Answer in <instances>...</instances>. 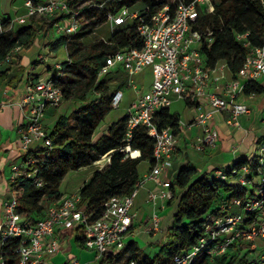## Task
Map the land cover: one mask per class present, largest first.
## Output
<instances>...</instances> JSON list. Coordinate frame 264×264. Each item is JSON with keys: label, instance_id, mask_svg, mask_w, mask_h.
I'll return each mask as SVG.
<instances>
[{"label": "built area", "instance_id": "built-area-1", "mask_svg": "<svg viewBox=\"0 0 264 264\" xmlns=\"http://www.w3.org/2000/svg\"><path fill=\"white\" fill-rule=\"evenodd\" d=\"M119 2L123 4L116 8ZM139 2H143L144 7L132 10ZM218 2L219 0H25L26 13L14 19L9 18L8 27L0 19V33L14 28L16 23L25 24L54 15H63L53 26L70 37L79 32L94 33L95 28L103 22H109L114 32L128 25L136 26L144 41L143 46L106 54V62L98 73V79L102 80L119 68L129 75L128 85L135 90L136 99L127 110L126 139L132 138L133 131L138 126L145 127L155 139V163L144 179L155 184V188L148 193L147 202L156 204L158 200L170 201L175 198L171 172L179 145V133L172 127L158 128L157 112L161 108H171L178 99L194 100L196 105L204 99L213 111L230 112L227 120L229 125L239 128L240 117L249 113L250 107L237 102L236 98L243 92L247 82L264 79L263 45L253 49L240 71L226 83L227 97L207 91L212 72L221 69V66L218 65L214 70L205 68L200 47L204 40H213L214 30L210 26L202 28L201 15L215 13ZM261 2L264 6V0ZM245 36L246 34L237 35L238 38ZM99 41L110 43V39L105 37H101ZM21 48V45H17L13 51ZM64 50L66 59L59 61L56 58L48 77L31 79L20 102L25 110L20 137L22 153L19 160L11 165L10 196L3 203L0 264H43L48 256L60 251V232H74L77 229L85 237L84 246L95 252V256L89 262L70 257L65 264H94L103 255L122 252L126 246V238L135 226L137 213L134 211V204L142 181L132 194L109 198L105 202L103 213L94 220L89 218L84 206L80 204L79 190L72 194L65 193L48 204L44 216L36 221L20 210V201L13 195V186L21 180L32 179L39 186L44 183L39 175L38 164L46 161L54 148L50 133L44 126V117L48 107H57L64 100L63 88L57 83V79L64 75V68L71 63L67 45H64ZM47 61L49 59L45 57L43 62ZM147 67L152 69V82L147 90L142 91L131 78ZM221 77L218 75L215 80L218 81ZM123 97L122 89H117L112 96V106L118 107ZM213 111L196 112L194 118V123L203 125V131L189 144L200 151L214 149L218 145L217 132L206 124ZM129 147L122 150L129 152ZM138 151L140 156L141 151ZM130 154L131 157H138L132 156V152ZM107 161L108 164L111 162V156ZM254 164L257 165L256 171L262 175L254 174ZM104 167L105 165L102 166ZM263 169L264 142L257 144L250 162L240 166L231 164L228 170H215L217 177L246 189L247 197H234L228 205L222 206L226 213L208 220L204 226V234L197 244L177 254L172 264H194L202 255L225 253L237 241L251 243L264 238ZM252 214H256L257 219L250 220ZM160 223L159 213L153 212L147 223V231H159ZM113 264L121 262L115 259ZM127 264L137 262L132 259Z\"/></svg>", "mask_w": 264, "mask_h": 264}, {"label": "trees", "instance_id": "trees-1", "mask_svg": "<svg viewBox=\"0 0 264 264\" xmlns=\"http://www.w3.org/2000/svg\"><path fill=\"white\" fill-rule=\"evenodd\" d=\"M122 4L123 2H119L116 8ZM62 17L63 15H54L50 21H44L42 24L33 20L20 30L11 28L0 33V63L7 62L0 73V79L13 85L29 65L23 64V56L13 50L17 45L30 49L40 34L48 32ZM9 23V18L4 20L5 27H8ZM201 25L202 28L210 26L214 30L213 40H204L200 47L207 70H214L224 61L233 76H236L253 49L264 45V6L261 0H219L215 13L201 15ZM87 33L79 32L73 37L63 35L55 46L56 49L60 45L68 46L71 63L64 68V74L69 73L77 77L66 82L63 81V76L57 79V83L63 88L64 100L73 99L77 95V88L81 87L79 96L84 104L70 114H58L54 127L49 132L53 140V151L46 161L38 164L43 185L39 186L34 180L25 179L13 186V195L20 201V210L34 221L44 216L47 206L45 200L52 197L57 199L63 195L60 185L71 170L91 166L112 152L111 162L104 168H96L90 180L79 189L80 204L84 206L89 218L94 220L103 213L105 202L109 198L130 195L137 188L142 179L139 172L142 162L147 161L151 166L155 163V139L145 127H136L132 138L126 139L127 114L110 125L107 133L98 141H94L98 125L113 107L114 92L128 84L129 80L127 71L122 68L109 73L102 80L98 79V73L106 62L105 55L124 48H141L144 44L142 37L135 25H128L115 31L110 43L92 42L88 52L82 53ZM238 34L246 36L238 38ZM80 36H83L81 41ZM14 66L17 71L12 74ZM243 93L264 94V84L259 80L249 81L244 85ZM187 103L190 107L196 105L194 100H187ZM180 122V113L173 112L170 107L161 108L157 112L156 124L159 129L172 127L179 133ZM262 142L264 133L257 139L258 144ZM127 146L140 150L141 155L131 157L129 152L122 150ZM251 156H241L233 164L240 166L248 163ZM230 166L220 168L228 170ZM256 168L257 165L254 164V174L262 175ZM215 170L207 172L192 165H185L178 170L174 179L172 178L175 198L169 201L171 208L165 214L161 231L163 236L158 234L162 248L154 256L145 253L138 241L131 239L122 252L117 255H103L94 264H113L115 259L121 264H127L132 259L137 264H172L177 254L197 244L204 234V226L208 220L226 213L222 206L228 205L234 197H247L246 189L240 188L237 183L217 177ZM255 219L256 214H252L250 220ZM133 229L134 227L132 231ZM75 233L76 245L84 247L85 237L81 230L77 229ZM158 235L152 234L155 237ZM249 245L250 242L237 241L225 253L202 255L194 264H263L262 261L250 257L253 249Z\"/></svg>", "mask_w": 264, "mask_h": 264}, {"label": "crops", "instance_id": "crops-1", "mask_svg": "<svg viewBox=\"0 0 264 264\" xmlns=\"http://www.w3.org/2000/svg\"><path fill=\"white\" fill-rule=\"evenodd\" d=\"M15 1L16 0H3V7L0 8V19L1 16L6 17V19L10 17L11 19H14L18 16H21L20 14H17V10L19 9V7L15 3ZM24 2L25 0H23L22 9L24 10V13L22 15H24L27 10L24 5ZM9 6L14 10V15L10 13V11H8ZM3 10H5L6 15H2L4 14V12L2 13ZM29 23L30 22H27V24ZM16 26H14L13 29H16ZM16 53H19L23 56V64L29 65L25 70L24 74H20L13 85L8 84L7 80L0 79V223L3 218V203L10 196L9 179L11 174V165L13 162L19 160L22 153L20 148V137L21 128L23 127L25 121V110L21 107L20 102L26 94L27 85L29 84L30 80L33 78H35V80H38L39 78L48 77V75H50L49 68L54 64L53 61L47 62L46 65L45 63H42V57L45 54V52L43 51L36 52L33 58H31L25 53L24 48L17 50ZM6 65L7 62L0 63V73L3 71ZM218 65L221 66V69H217L212 72L211 80L209 86L207 87V91L217 92L220 95L227 97L225 86L226 83L233 78V73L224 61L220 62ZM16 71L17 67L14 66L12 74L16 73ZM218 75H221L222 77L220 78V80L216 81L215 77ZM20 78H22L21 81H18L20 80ZM261 82L264 84V79H262ZM19 87H21V91L20 95H17ZM180 101H183L182 106H185L184 108L186 109V112L189 115L188 118H185L179 112V109L176 111L180 113L182 124L181 131L179 132V145L174 155L173 168L171 172L173 175V179L181 167L185 165H191V155L189 154V151L195 150L194 154L192 155L195 165L192 166L197 167L201 171L207 172L211 170L214 171L215 169L220 167L231 165L239 157L251 156L255 152V149L258 144L257 139L264 133V131L260 132L257 135L253 129H249V120L250 122L253 121L256 126H259L258 123L259 120H261L260 127L264 130V94L246 95L242 92L238 95L236 101L245 103L250 107V112L247 114H243L240 117L241 127L239 128H235L229 125L227 120L230 116V112H228L227 110L213 111L211 105L204 99L200 100L195 107H190L187 101L184 99L175 100L174 103ZM199 111H213L212 117L207 120L206 124L211 126L217 132L218 135L217 147L202 152H197L200 150L192 147L189 144L191 141L196 139L197 136L202 134L203 131V125L194 123L196 112ZM53 115L54 111L50 110L46 112L44 117V126L46 129V120H48V118L50 117H53ZM189 124H192L191 127H189ZM250 136L254 137L255 139V141L252 143V146L246 144ZM191 148L194 150H191ZM128 151L130 154L131 151L129 149ZM111 155L112 152L107 154L106 156ZM144 162L148 163L147 161ZM149 166L151 168L150 164ZM147 173L143 175V178ZM92 174L93 172L91 173L89 179L85 180L84 183L90 180ZM84 183L81 185V187L84 185ZM81 187H79L74 192L78 191ZM141 188V190L139 189L134 204V211L137 213V216L135 218V226L133 231L127 236V241L133 237L132 233H134V230L137 227L136 220L137 217L140 215V210H143L142 221L145 220V224L148 223L153 212L156 211L159 213L161 217L160 230L157 232H151V234L153 235H158L163 230L165 214L167 213L166 211L169 209L170 206L169 201L158 200L156 204H150L147 202V196L149 191L155 188L154 182L150 180H144L142 182ZM74 233L75 231L60 232V251L52 256H48L45 260V263L43 264H65L67 259L70 257H77L82 262H89L90 260H92L95 256V252L87 249L85 246L81 248L78 247L75 243L76 233Z\"/></svg>", "mask_w": 264, "mask_h": 264}, {"label": "rangeland", "instance_id": "rangeland-1", "mask_svg": "<svg viewBox=\"0 0 264 264\" xmlns=\"http://www.w3.org/2000/svg\"><path fill=\"white\" fill-rule=\"evenodd\" d=\"M10 3V2H9ZM15 3L18 5L19 9L17 10V14L22 15L24 13L23 8V0H16ZM3 7V0H0V8ZM144 7L143 2H139L136 6L132 7V10H139ZM10 13H14V10L8 7ZM2 15H6L5 10L2 11ZM14 15V14H13ZM11 18V17H10ZM6 17L1 16V20H5ZM44 21H50V18H43L39 20H35L34 22L42 24ZM17 25V26H16ZM27 25L25 24H15V30H20L21 27ZM114 33L112 26L109 22H103V24L99 25L97 28H95L94 33H87L84 39V46L82 49V53L88 52L89 46L92 42H98L101 37H105L107 39H110L112 34ZM65 35L64 32H59L57 29L53 26L51 29L48 30L46 33H41L40 36L36 39L35 44L32 46L30 49H25V53L30 56L31 58L34 57V54L38 51H43L45 52L44 58L47 57L49 61H64L66 59V52L64 50V45H60L59 48H55L57 46V40ZM81 37V38H80ZM79 39L81 41L83 36H80ZM23 48V47H22ZM23 51V50H22ZM43 58V59H44ZM42 61V60H41ZM47 61V62H49ZM40 62V61H39ZM46 62V63H47ZM44 64L45 62L42 61ZM45 63V65H46ZM54 65L50 66L49 71L52 70ZM70 78H76L73 77L71 74L66 73L63 75V81L66 82ZM132 82L136 83L139 88L142 91H145L149 88L151 82H152V69L150 67H147L143 72L136 73L132 76ZM129 83V80H128ZM124 97L118 107H112L110 111L106 114L104 119L100 122L98 125L95 134H94V141H98L104 134H106L108 127L112 125L113 123L119 121L125 114H127L128 108L131 106V104L134 102L136 99V92L135 90L128 84L123 85L121 87ZM21 87L18 88V94L20 95ZM81 87L77 88V95L73 97L71 100H63L62 103L55 107V106H50L48 107L47 111H54L53 117L48 118L46 120V127L49 132L52 131L54 127V120L56 116L60 113L62 114H70L73 110L76 108L82 106L84 104V101L80 98L79 94L81 93ZM182 102H176L171 106L172 111L176 112L179 109V112L182 114L183 117L188 118V113L186 112V109L182 106ZM185 102V101H184ZM184 108V109H183ZM252 113V112H251ZM45 120V119H44ZM248 124V123H247ZM259 126H256L253 121L250 122L249 120V129H253L256 134L258 135L260 132L264 131L261 129V120H259L258 123ZM255 141L254 137H249L246 144L251 145ZM191 150H194L191 148ZM195 151V150H194ZM194 151H189V154L191 155V165H195V162L192 158V155L194 154ZM197 152H202V151H197ZM202 154V153H198ZM107 155V154H106ZM104 155L100 160L96 161L93 165L87 166V167H82L78 170H71L67 173L65 178L63 179L61 185H60V191L62 194L68 193L72 194L74 193L75 190H77L81 185L84 183L85 180L89 179L91 173L96 169V168H102L103 165L107 166L108 165V157ZM150 171V166L148 163L142 162L139 165V172L141 174V181L145 180L143 178V175L147 172ZM142 181V182H143ZM141 188V187H140ZM139 188V189H140ZM142 189V188H141ZM140 189V190H141ZM64 191V192H63ZM72 192V193H71ZM56 198L52 197L47 200H45L46 204H50L55 201ZM171 208V205L169 206V209ZM168 209V210H169ZM167 210V211H168ZM166 211V212H167ZM142 213L143 210H140V215L137 217V227L134 230L133 237L130 238L138 241L139 245L141 246L142 250L149 254L150 256H154L155 253L159 252L162 248V244L159 242L161 239L159 238L163 236V234L160 232L158 237L152 236L151 232L147 231L146 227L147 224H145V220L142 221ZM127 241V240H126ZM129 241V240H128ZM127 241V242H128ZM126 242V243H127ZM250 248L253 249L252 253L250 254L251 258H255L259 261H262L264 264V238H258L254 240L253 242L250 243Z\"/></svg>", "mask_w": 264, "mask_h": 264}, {"label": "bare ground", "instance_id": "bare-ground-1", "mask_svg": "<svg viewBox=\"0 0 264 264\" xmlns=\"http://www.w3.org/2000/svg\"><path fill=\"white\" fill-rule=\"evenodd\" d=\"M132 152L133 156H138L139 155V151L138 150H133V149H129Z\"/></svg>", "mask_w": 264, "mask_h": 264}, {"label": "water", "instance_id": "water-1", "mask_svg": "<svg viewBox=\"0 0 264 264\" xmlns=\"http://www.w3.org/2000/svg\"><path fill=\"white\" fill-rule=\"evenodd\" d=\"M128 149H130V147Z\"/></svg>", "mask_w": 264, "mask_h": 264}]
</instances>
